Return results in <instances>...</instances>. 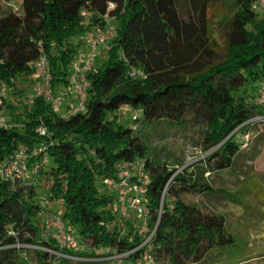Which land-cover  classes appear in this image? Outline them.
<instances>
[{"label": "trees", "instance_id": "16d2710c", "mask_svg": "<svg viewBox=\"0 0 264 264\" xmlns=\"http://www.w3.org/2000/svg\"><path fill=\"white\" fill-rule=\"evenodd\" d=\"M255 1L234 0L236 10L221 23L225 54H220L210 0H187L177 21L164 18L158 0H118L103 8L95 7L98 0H23L20 10L3 8L0 0V85L14 95L23 97L43 55L49 60L52 89L58 93L73 87L74 64L91 24L104 26L107 15L115 30L87 73L84 110L62 113L41 96L25 95L9 105V125H0V164L22 144L29 152L43 151L30 158L31 165L48 155L39 173L49 184L46 198L50 205L60 204L57 217L84 251L61 249L57 238L45 234L38 182L0 177V264H99L67 257L93 258L98 249L107 255L132 251L129 258L136 261L151 253L155 264H193L215 246L235 241L223 213L182 197L220 193L205 173L155 160L144 133L136 131L141 114L145 132L164 122L170 128L200 125L199 145L211 151L201 165L209 172L233 168L250 147L242 148L237 136H244L253 125L249 121L264 113L247 96L257 84L259 93L264 81V15L253 9ZM83 9L92 14L87 25ZM131 69L143 75L133 76ZM124 105L135 111L132 119L137 116L130 127L118 117ZM154 123L158 126L151 127ZM42 125L48 131L44 136L38 130ZM135 160L143 162L150 178L146 206L150 229H156L150 250L139 247L141 231H125L116 195L103 185L104 178H116L120 163Z\"/></svg>", "mask_w": 264, "mask_h": 264}, {"label": "rangeland", "instance_id": "374dc122", "mask_svg": "<svg viewBox=\"0 0 264 264\" xmlns=\"http://www.w3.org/2000/svg\"><path fill=\"white\" fill-rule=\"evenodd\" d=\"M117 1L98 0L95 7L103 8L106 5L113 7ZM22 2L23 0H1L3 8H13L15 10L21 9ZM186 2L187 0H158V5L165 19L177 21L184 13ZM235 10L236 4L234 0H210L209 17L211 30L213 37L220 44L217 47L220 54H225L221 23L224 18L231 16ZM258 12L259 16L262 17L264 15V8L258 10ZM91 15L90 13L88 23L92 21L90 19ZM104 19L106 22L104 26L100 25L99 21H95L94 24H91L88 33L99 28L107 30L114 26L113 20L107 15ZM83 41V47L79 56L86 55L89 52L87 37ZM107 48L108 44H102L96 54V59L101 58ZM96 64L95 60L91 71L96 67ZM26 83L28 84H25L23 97L12 94L10 89L0 85V112L5 116L8 117L11 112L9 108L10 104H16L25 95H30L34 92L36 87L35 82L31 80V82L28 81ZM257 86L251 87L247 91L248 99L254 103L258 102ZM63 90L58 91V94L62 96L61 107L59 109V112L62 113L65 109L71 110L77 100L73 87ZM133 113H135L133 110L119 111L118 117L126 127H130L136 123L132 119ZM139 124L140 129L136 131V134L141 135L144 133L151 157L157 161L168 163L173 168H196L204 172L207 181L220 191L217 194L203 196H193L188 193L182 196L188 203L207 206L217 212L223 213L227 219L228 231L235 238L233 243L215 246L202 261L193 264H264V122L251 124L252 126L249 130L251 132L250 147L249 149L247 148L248 146L242 147L247 149H245V153L238 156V160L234 163L233 168L216 172H209L201 165L211 152H204L199 145L204 133L202 126L190 125L186 128H170L168 122H164L163 125H168L167 127L161 126L158 129L145 132L148 130V126L143 123L142 114ZM153 126H158V123L152 124L151 127ZM237 142L243 145L246 142L244 136L238 135ZM255 154L257 155L253 158ZM37 184L39 189L38 202L45 208L41 210L39 215L41 220L45 219L46 214L59 216L60 204L50 205L46 198L49 185L46 177L39 179ZM117 216L122 222L121 225H125L126 232L131 227L139 231L141 230V219L133 212H129L128 216H122L117 212ZM45 234L57 238L55 229H49V231H45ZM80 251H84V248L80 247ZM93 252L96 253V257L80 258H84L83 260L92 259L99 262V264H118L111 257L112 255H107L108 251L104 249H98ZM142 257L139 260L144 261V257ZM124 263L135 264L137 261L128 257L125 258Z\"/></svg>", "mask_w": 264, "mask_h": 264}, {"label": "built area", "instance_id": "2783aa9c", "mask_svg": "<svg viewBox=\"0 0 264 264\" xmlns=\"http://www.w3.org/2000/svg\"><path fill=\"white\" fill-rule=\"evenodd\" d=\"M264 8V0H256L253 4V9L258 11ZM81 15L84 19V23L88 24V17L90 13L87 9H83ZM115 36V30L113 27L104 30L103 28L90 31L87 34V40L89 43V52L86 55L79 56L78 60L74 64V69L71 75V81L74 92L77 95L75 105L69 114H73L85 109L88 80L87 73L91 71L95 64L96 54L99 47L102 44H107ZM36 72L33 75V81L35 82L34 92L28 95L29 99H33L36 96H41L46 99L52 106L53 109L59 111L61 107L62 96L56 93L51 87V76L49 71V60L46 56H41L35 63ZM131 75H143L141 71L131 69ZM258 102L264 109V81L259 87ZM1 103V93H0ZM121 110L132 111V108L128 105L121 107ZM137 116L134 115L133 119ZM251 123L264 122V113H261L257 117L251 119ZM0 125L8 126L7 116L0 112ZM39 133L41 135L47 134V128L42 125L39 127ZM251 132L248 131L244 134L246 142L243 143L242 147H247L250 141ZM38 148L34 149L33 152H29L28 147L24 144L20 145L16 152L9 158L4 160L0 164V177L4 180L15 181L21 180L26 184H33L39 181V173L43 166H45L49 157L44 154L39 162L30 164V158L39 153ZM43 151H41L42 153ZM116 178L107 177L103 179V185L108 191L114 192L116 195L117 210L122 216H128L129 212H133L141 219V234H143V243L139 246H148L150 248V242L155 235L156 229L151 230L149 226L150 212L146 206V192L147 185L150 182L149 174L144 168V164L141 160H135L133 162L120 163L118 165ZM45 228L46 232L49 229H55L56 237L58 239L61 249H69L74 252L80 251V241L78 238L69 230L64 221L57 216L51 214L45 216ZM14 234L13 231H11ZM57 255L67 256L60 251L50 250ZM132 251H126L123 253L112 255L111 257L116 260L118 264H125V258L130 256ZM79 260V256H67ZM141 264H155V259L151 253L144 256V261Z\"/></svg>", "mask_w": 264, "mask_h": 264}, {"label": "crops", "instance_id": "0c3cea01", "mask_svg": "<svg viewBox=\"0 0 264 264\" xmlns=\"http://www.w3.org/2000/svg\"><path fill=\"white\" fill-rule=\"evenodd\" d=\"M69 110L68 109H65L63 113H67ZM142 260H138L137 263L135 264H141Z\"/></svg>", "mask_w": 264, "mask_h": 264}]
</instances>
